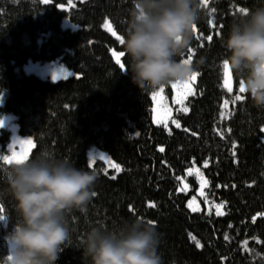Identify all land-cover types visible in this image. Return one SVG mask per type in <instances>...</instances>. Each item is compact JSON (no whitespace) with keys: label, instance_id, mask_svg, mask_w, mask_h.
<instances>
[{"label":"trees","instance_id":"trees-1","mask_svg":"<svg viewBox=\"0 0 264 264\" xmlns=\"http://www.w3.org/2000/svg\"><path fill=\"white\" fill-rule=\"evenodd\" d=\"M131 6V0H63L56 6L0 0V117L12 114L19 134L32 137L30 157L46 152L98 174L96 195L86 211L73 210L67 217L69 240L55 264H87L80 242L91 226L115 231L137 218L156 226L163 264H264V110L255 108L246 93L233 100L240 94V79L233 73V93L225 91L222 60L227 52L221 44L239 10L264 6V0L202 4L184 58L203 57L205 62L196 65L194 93L173 107L171 119L178 128L172 121L152 123L154 91L142 93L112 57L111 50L123 51V46L102 25L108 20L124 38ZM64 18L77 28L64 29ZM201 34L214 39H197ZM121 59L126 67L127 57ZM30 60L60 62L76 76L49 81L25 75L21 67ZM164 91L170 102L169 84ZM226 100L230 105L224 118ZM7 141L8 132L1 129L0 156ZM92 146L121 171L99 160L90 166ZM4 166L0 257L7 253L4 235L18 222L7 190L10 165ZM194 167L206 187L201 209L192 212L187 202L196 195L198 180L187 171Z\"/></svg>","mask_w":264,"mask_h":264},{"label":"clouds","instance_id":"clouds-1","mask_svg":"<svg viewBox=\"0 0 264 264\" xmlns=\"http://www.w3.org/2000/svg\"><path fill=\"white\" fill-rule=\"evenodd\" d=\"M131 5L123 73H131L142 93L190 80L196 65L205 62L184 58L201 19V0H131ZM221 44L227 52L222 65L242 81L252 105L264 110V6L240 13L221 35ZM97 180L95 170L46 152L13 162L6 182L18 222L3 237L7 253L0 264H55L69 240L67 217L73 210L86 211ZM80 243L87 264H163L160 234L140 218L115 231L91 226Z\"/></svg>","mask_w":264,"mask_h":264},{"label":"rangeland","instance_id":"rangeland-1","mask_svg":"<svg viewBox=\"0 0 264 264\" xmlns=\"http://www.w3.org/2000/svg\"><path fill=\"white\" fill-rule=\"evenodd\" d=\"M38 1L42 2V0H38ZM202 4L206 5L207 0H205V2H202ZM67 7L68 6H59L60 9H67ZM62 27L64 29H72V30L77 28L74 24H72L66 18L63 19ZM102 27L106 32H108L109 34L114 36L112 34L114 29H113L111 24L106 26L105 22H104ZM109 27L111 28V30H109ZM114 37H116V36H114ZM114 51L115 50L112 49L111 54ZM112 57L116 61V57H114L113 55H112ZM21 71L25 75H32V76H35L39 79L49 80V81L65 80V79L76 76L72 70H70L64 64L57 62V61L47 62V63H39V62H34V61L30 60L21 67ZM53 77H55V79H53ZM195 82L188 80L182 84H176V87L172 86L174 83L169 84L171 87V92H172L170 102L167 99V95H166L165 91L160 92V88L155 90L153 92L156 94L155 99H153V93L150 96L151 102H152V106H151V121H152V123L155 125L167 126L169 121H172V125L174 127H177V124H179V122L171 119L172 113H173V107L175 105H178L181 101L185 100L188 96H190L194 93ZM223 87L228 94L231 95L233 93L234 85H233L232 74H231V72H229L228 74H225L224 70H223ZM229 88L231 89V91L228 90ZM237 95L243 97L241 95V93L236 94L232 97L233 100H235V96H237ZM226 101H227V103H225ZM226 101H224V103L222 105V108L224 110V112L222 113V116L224 118L228 116L229 105H230V101L229 100H226ZM2 102H3V96H0V104ZM182 111L187 112V108L182 107ZM1 129L8 132V141L5 144V150L2 153V155H8L10 157L12 156V150H13L12 145H13L14 141H16L17 139H30L33 141L32 137L19 134L18 125L16 123L15 117L12 114L3 115L0 117V130ZM262 133L264 135V128L262 129ZM31 149H32V147H31ZM15 151L16 152L20 151L19 145H16ZM101 157H103V159H101ZM87 160H88V164L90 166H92L94 162L99 160L102 163H104V165L107 169L113 170L114 172H117L116 169L111 166V165H117V164H115L112 161V159L110 158V156L107 153L97 149L96 147L92 146L88 149ZM0 164L4 166L3 162H0ZM5 165H7L6 167H8V165H11V164H5ZM187 174L194 175L198 180L197 181L198 187L196 189L197 190L196 195L192 196L188 200L187 207L192 212L199 211L201 209V206L199 203V198L202 197V195H203L204 188L206 187V180L197 167H194V168L188 170ZM186 188H187L186 183L182 179V189L186 191Z\"/></svg>","mask_w":264,"mask_h":264},{"label":"snow or ice","instance_id":"snow-or-ice-1","mask_svg":"<svg viewBox=\"0 0 264 264\" xmlns=\"http://www.w3.org/2000/svg\"><path fill=\"white\" fill-rule=\"evenodd\" d=\"M42 2L45 5H50V6H52V5L56 6L57 4H61V5L63 4V0H42ZM201 2H205V0H201ZM239 11L241 13L242 12H246V10L243 9V8H241ZM105 25L106 26L110 25V22L108 20H105ZM195 29H196V26L194 27V30ZM109 30H111L110 27H109ZM112 34L114 36H116L117 40L121 44L123 43V37L121 35H117V33L115 31H113ZM217 34H220V33H217ZM201 38L206 39L208 42H212L213 39H214V37L212 35L203 36V34H201L200 36L197 37V39H201ZM112 55L114 57H116V64L119 65V67L121 69H125V63H123L122 59H121V58H123L125 56L124 52L123 51H119V52L114 51L112 53ZM188 58H191V56H189ZM222 67H223V70H224L225 74H228L229 71H226V65H222ZM198 75L199 74L197 72H195L190 80L192 82H195L197 77H198ZM53 79H55V77H53ZM176 84L177 83H174L172 86L176 87ZM241 84H242V81H240L239 92L240 93H244L245 90L243 89ZM228 90L231 91L230 88ZM163 91H164V88L163 87L160 88V92H163ZM155 96H156V94L153 93V99H155ZM241 99H242L241 96H239V95L235 96V100L236 101H239ZM225 103H227V101ZM177 127H179V124H177ZM16 145H19V147H20V151L19 152L15 151ZM33 146H34V143L30 139H17L16 141H14V143L12 145V149H13L12 150V156L10 157L8 155H2V156H0V161H2L4 164H12L13 162H20L21 160H26V159H28L30 157V150H31V147H33ZM0 151H3V150H0ZM161 151H163V149H161ZM101 159H103V157H101ZM111 166L114 167L117 172L121 171L119 165H111ZM111 178L115 179L116 177L112 176ZM151 206L154 207L155 205H151ZM3 211H4L3 207H0V213H3ZM5 218L6 217L4 215L0 214V220H3Z\"/></svg>","mask_w":264,"mask_h":264},{"label":"bare ground","instance_id":"bare-ground-1","mask_svg":"<svg viewBox=\"0 0 264 264\" xmlns=\"http://www.w3.org/2000/svg\"><path fill=\"white\" fill-rule=\"evenodd\" d=\"M4 245H5V246H3V247H4V249H6V251H7V244H6V243H4Z\"/></svg>","mask_w":264,"mask_h":264}]
</instances>
